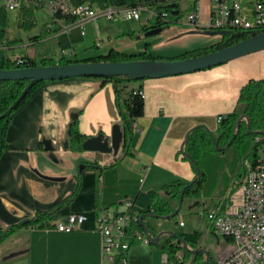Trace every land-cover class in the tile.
Segmentation results:
<instances>
[{
    "label": "crops",
    "instance_id": "0c3cea01",
    "mask_svg": "<svg viewBox=\"0 0 264 264\" xmlns=\"http://www.w3.org/2000/svg\"><path fill=\"white\" fill-rule=\"evenodd\" d=\"M210 5V0L201 2L203 19H207ZM5 12L0 66L4 60L25 57L37 62L57 59L52 54L59 50L57 29L50 31L49 25L40 28L35 10L29 28L21 11ZM105 25L95 23L99 33L103 26L111 32L102 30L100 37L107 38L95 43L100 50L88 59L111 50L128 55L147 51L154 58L174 59L223 39L218 31L193 30L181 24H169L156 34L154 25H144L127 34ZM251 80L263 83L264 98V51L190 74L138 81L135 87L144 92V110L132 125V155L128 156H123L122 146L117 154L71 148L75 117L80 133L88 139H110L116 126L122 132L111 83L102 78H73L41 84L11 115L6 134L8 148L0 157V232L42 217L45 218L39 224L47 227H25L8 236L0 243V264H111L102 259L97 216L102 212H123L128 200L140 213L149 207L151 196L163 193L167 185L193 181L196 173L182 153L190 130L204 125L216 134L220 125L217 117L237 108L241 88ZM220 153L206 155L201 162L208 185L197 205L203 207L207 228L182 232L203 234L197 248L204 255L203 264H213L219 249L213 248L211 237L221 239L210 229L208 212L226 204L233 186V190L238 187L235 182L239 176L236 179L234 168L228 172L231 177L223 175L225 152ZM163 198L172 203L167 195ZM71 215L86 218L81 229L58 231V221ZM145 223L157 233L169 229L160 219L147 218ZM134 248L127 255L129 264H147ZM163 253L162 260L167 256ZM146 258L148 264H159L155 251Z\"/></svg>",
    "mask_w": 264,
    "mask_h": 264
},
{
    "label": "built area",
    "instance_id": "2783aa9c",
    "mask_svg": "<svg viewBox=\"0 0 264 264\" xmlns=\"http://www.w3.org/2000/svg\"><path fill=\"white\" fill-rule=\"evenodd\" d=\"M202 1L0 0V10L40 9L52 19L53 25L48 26L50 31L53 26H58L61 31L78 28L83 36L86 24L99 19L107 22L144 20V25L181 24L193 30L218 32H264V0H210L207 19L201 16ZM67 56L69 53L61 51V57L56 60ZM15 60L21 62L19 58ZM140 94L144 96L142 90ZM223 118L224 115L218 116L217 123L220 124ZM243 169L242 180L230 191L226 204L208 212L211 231L225 243L217 250L213 264H264V148L255 155L254 161L244 162ZM124 205L125 210L121 213L102 212L96 218L102 259L111 264H129L127 255L136 244L152 245V236L137 228L143 219L133 210V201H125ZM85 220L83 215H71L58 221L57 229L60 232L76 231ZM179 225L183 227L184 222L180 221ZM163 263L168 264L167 256Z\"/></svg>",
    "mask_w": 264,
    "mask_h": 264
},
{
    "label": "trees",
    "instance_id": "16d2710c",
    "mask_svg": "<svg viewBox=\"0 0 264 264\" xmlns=\"http://www.w3.org/2000/svg\"><path fill=\"white\" fill-rule=\"evenodd\" d=\"M21 12L23 14L25 26L28 28L31 27L30 21H32L34 9L24 8L21 10ZM167 26H169V24L167 23H155L152 28L160 32V30ZM5 27L6 12L5 10L1 9L0 39L5 36ZM156 33L158 32H153V34ZM258 34H260V32L255 33L230 30L222 34L223 39L218 44L205 49H198L188 52L174 59L154 58L147 51L141 54L128 55L111 50L106 55H100L84 60H79L76 58L64 60V58H62L58 64L65 65L69 63L81 62H128L138 60L190 59L230 47ZM19 59L21 60L20 63H18L17 60H14L12 62L4 60L3 64L0 66V69L29 68L57 64L52 58L42 59L40 62L26 57ZM102 79H104L105 82L111 83L115 91L116 106L121 118L120 122L123 135V156L132 155V153L130 152L133 133L132 125L143 116L144 96L140 94L141 89H137L135 87V84L138 81H134L129 77L119 76ZM43 83L44 82L34 85L30 92L22 100L20 105L17 107V109L22 104H24L31 93ZM28 84L29 81L0 82V117H2L13 105V103L21 96ZM262 89L263 83L261 81L251 80L247 84H245L241 88L237 108L232 113L224 115V118L220 123L218 132L216 134L212 133L204 125H198L190 130L186 140L184 151L185 154H189L190 156H192L194 161L196 162L195 164L190 160L196 173L194 180L189 183L175 182L173 184L167 185L163 189L164 194L161 192L154 193L151 196L149 207L140 212L143 222H141L137 226V228L144 230L145 227H148V225L145 223V220L147 218L165 220L166 217H169L176 213L179 207L181 195H183V199L185 197L198 199L202 196L204 190L208 185L206 174L202 171L201 168L202 158H204L206 155L226 152L227 149L219 150L218 148L226 147L229 141L236 134L238 123L240 125V129L236 137L233 139L230 147L245 137L252 138L258 135L264 136V98L262 95ZM13 112L8 117L0 118V157L8 148L6 134ZM241 116H244L247 119L239 121ZM78 123V117H75L71 125L70 142L72 150L82 152L84 151L83 144L86 140H88V138L80 133ZM255 155L256 153H253L254 158L252 159V161L255 160ZM185 159L189 160L186 156ZM241 175H243V173H241ZM163 195H167L168 197H170L172 203L178 204L176 206H173L170 201L163 198ZM178 213L176 215H178ZM175 216L170 220L174 219ZM42 218L27 220L16 225H12L7 229L1 231L0 243L18 229L30 226H38L39 228L47 227L44 224H39V222L42 221ZM173 232V235L161 236L159 242L157 243V245H155V247L165 251V253L167 254L168 264H185V259L189 258L190 256H192V261L190 264H201L204 258L203 253L200 251L197 254H193L190 250H197L198 245L202 240L203 234L199 231H195L192 234L179 233L176 231ZM153 233L155 236L159 234L157 232ZM182 240L186 242V246L183 245ZM181 251H183L182 256L180 255Z\"/></svg>",
    "mask_w": 264,
    "mask_h": 264
},
{
    "label": "water",
    "instance_id": "95a60500",
    "mask_svg": "<svg viewBox=\"0 0 264 264\" xmlns=\"http://www.w3.org/2000/svg\"><path fill=\"white\" fill-rule=\"evenodd\" d=\"M154 32H159L155 30ZM223 34V33H222ZM264 51V32L253 36L245 41L232 45L230 47L210 52L199 57L181 60H138L128 62H81L69 63L65 65L56 64L50 66H39L29 68L0 69V82L3 81H29L28 86L21 96L13 103L9 110L0 118L10 116L17 109L22 100L30 92L34 85L46 81L65 80L73 78H111L125 76L134 81H142L145 79H157L168 76H177L190 74L216 66L226 64L239 58ZM247 119L241 116L239 121ZM240 129L238 123L237 131L234 137L224 148L230 147L233 139L236 137ZM188 137V136H187ZM186 137V140H187ZM123 135L119 127H114L110 139L101 136L92 137L83 144V150L87 152H98L101 154H117L122 146ZM185 140V144H186ZM182 153L195 164L193 157L185 154L184 147ZM217 145V144H216ZM218 147V146H217ZM200 175V173H199ZM183 203V195L180 197L179 207L173 215L166 217L165 220L173 218L181 209ZM144 231L152 236V245L155 246L159 242L161 236L173 235V231L159 233L156 236L153 231L145 227ZM184 246L186 242L182 240ZM193 254H197L199 250H190ZM204 251V250H202Z\"/></svg>",
    "mask_w": 264,
    "mask_h": 264
},
{
    "label": "rangeland",
    "instance_id": "374dc122",
    "mask_svg": "<svg viewBox=\"0 0 264 264\" xmlns=\"http://www.w3.org/2000/svg\"><path fill=\"white\" fill-rule=\"evenodd\" d=\"M35 12L37 15V23L40 28L45 27L46 25H53L51 17L45 11L37 9L35 10ZM97 22L106 24L107 26L109 25L111 26L110 28L116 27L117 29L122 30L125 34L132 33L134 30L140 29V27L144 26V20H142L141 22L122 20L119 22H115V24H111V22H107L104 19H99L97 21H92L86 24L84 36L81 34V30L78 28H74L69 31H61L60 29H58V26H53V29L58 30L57 38L55 41L59 49L57 52L56 51L52 52L53 56H56V58L59 59L61 57V51L69 53V56L64 58V60L71 59V58L83 60V59H88L91 56H96L100 48H96L95 43H97L101 39L105 40L107 38L105 35H102L103 37H100L102 30L103 32L106 29L109 30V28H105L103 26V27H100L101 33H99L96 27L94 26L95 23ZM152 23H154V20L151 22V24ZM109 31L111 32V30ZM224 32L226 31H219V33H224ZM72 55H74V57ZM60 60H56L55 63L58 64ZM262 148H264V136L263 135L254 136L252 138L245 137L241 139L239 142H237L236 144H234L233 146L229 147L225 152V159L223 160V165H224L223 167L226 168V171L223 172V175L227 174L228 177H231V174H229L228 172L231 171L232 168H234L235 173L237 172L236 179L239 176V179H237L236 181L237 183L235 182V185L239 186L242 180L241 173H243V170H244L243 169L244 162L252 161V159L254 158L253 153L257 154ZM238 172H239V175H238ZM207 180H208V177H207ZM233 188L231 189V191L233 190ZM197 203H199L197 199L191 198V197H185L183 199L182 207L178 215H176L174 219L161 220V221H165L166 224L168 225L169 229H167V231H176V232L182 233L186 230H193V228L205 231L207 228V219L204 215H202V212H203L202 205L198 206ZM181 219L184 221L185 227H180L179 222L181 221ZM153 232H156V231L153 230ZM210 242H213L214 249L220 246H224L225 244L221 239H217L215 237H211ZM133 247H135L133 250H137L139 252V255L145 258V262L147 264L149 263V260L146 257L150 258L151 252L153 251L158 253V263L164 264L162 257L165 255L163 253L165 251L153 245L136 244ZM212 252L213 251H211L210 254L213 256ZM180 255L181 256L183 255V251L180 252ZM191 261H192V256L185 259V264H190ZM201 264H203V261L201 262Z\"/></svg>",
    "mask_w": 264,
    "mask_h": 264
}]
</instances>
